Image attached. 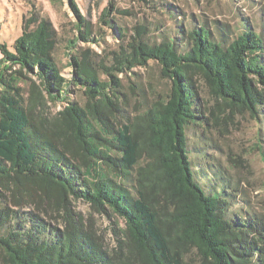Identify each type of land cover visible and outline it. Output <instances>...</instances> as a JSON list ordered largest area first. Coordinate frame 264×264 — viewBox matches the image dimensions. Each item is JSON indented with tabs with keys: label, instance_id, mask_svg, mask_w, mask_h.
<instances>
[{
	"label": "trees",
	"instance_id": "16d2710c",
	"mask_svg": "<svg viewBox=\"0 0 264 264\" xmlns=\"http://www.w3.org/2000/svg\"><path fill=\"white\" fill-rule=\"evenodd\" d=\"M108 15L104 7L101 21L121 40L112 62L96 68L69 52L71 79L59 75L45 20L22 25L11 50L0 44V264H264V216L223 165L192 159L188 137L208 124L193 75L211 96L264 124V36L246 22L233 35L215 25L216 36L200 22L176 24L149 43L140 33L125 39ZM149 62L169 91L138 101L130 115L118 74ZM24 71L41 79L50 101L68 103L52 127L23 105ZM71 86L83 90V106L68 100ZM257 150L264 162V142ZM97 214L123 222L111 243Z\"/></svg>",
	"mask_w": 264,
	"mask_h": 264
},
{
	"label": "rangeland",
	"instance_id": "374dc122",
	"mask_svg": "<svg viewBox=\"0 0 264 264\" xmlns=\"http://www.w3.org/2000/svg\"><path fill=\"white\" fill-rule=\"evenodd\" d=\"M104 7L109 8V15L103 20H111L113 27H122L125 39L140 33L149 43H158L162 32L170 34L176 24L189 29L191 24L200 22L206 23L213 32L215 25L224 26L230 35L238 33L242 23L246 22L264 36V0H0V44H6L11 50L22 25L33 28L45 20L54 36L52 55L59 67V75L71 79L73 67L69 65V52L86 63L94 62L97 68L98 62H112L111 52L121 43L116 30L100 19ZM175 12L177 16L173 15ZM78 16L83 18L82 24H79ZM80 31H86L92 39L79 38ZM73 38L77 39L74 50H66L68 40ZM96 71L101 79H108L102 70ZM118 76L123 85V96H119L127 101L130 115L140 111L143 101L149 104L170 88L169 81L160 76L158 66L152 62ZM193 79L208 124L205 131L195 128V135L189 131L192 159L196 162L208 155L209 161L223 165L237 182L240 196L248 201L250 209L264 216V162L257 150V145L264 142V136H260L264 134V124L246 109L230 107L211 96L197 75H193ZM18 85L23 105L28 106L34 119H43L46 126L52 127L53 122L61 118L60 112L68 103L50 101L36 74L24 71ZM68 100L83 106L86 97L83 90L71 86ZM139 161L142 163L144 159ZM11 189L12 185L6 191L9 193ZM76 208L88 211L86 204L80 201ZM95 217L106 241L111 243V229L122 228V220L114 215L97 214ZM182 256L187 259L194 253L183 250Z\"/></svg>",
	"mask_w": 264,
	"mask_h": 264
}]
</instances>
